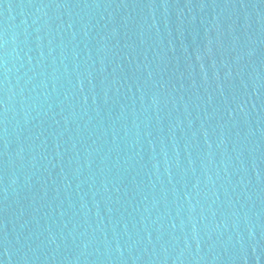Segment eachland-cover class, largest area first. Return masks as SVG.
I'll return each instance as SVG.
<instances>
[{
    "label": "water",
    "instance_id": "water-1",
    "mask_svg": "<svg viewBox=\"0 0 264 264\" xmlns=\"http://www.w3.org/2000/svg\"><path fill=\"white\" fill-rule=\"evenodd\" d=\"M264 67V0H0V264H167Z\"/></svg>",
    "mask_w": 264,
    "mask_h": 264
}]
</instances>
